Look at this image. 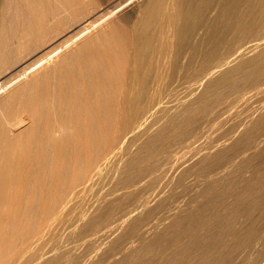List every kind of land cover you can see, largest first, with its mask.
Instances as JSON below:
<instances>
[{"label": "bare ground", "instance_id": "bare-ground-1", "mask_svg": "<svg viewBox=\"0 0 264 264\" xmlns=\"http://www.w3.org/2000/svg\"><path fill=\"white\" fill-rule=\"evenodd\" d=\"M263 235L264 0H0V264H234Z\"/></svg>", "mask_w": 264, "mask_h": 264}, {"label": "rangeland", "instance_id": "rangeland-1", "mask_svg": "<svg viewBox=\"0 0 264 264\" xmlns=\"http://www.w3.org/2000/svg\"><path fill=\"white\" fill-rule=\"evenodd\" d=\"M89 1V0H88ZM91 1V0H90ZM96 1V0H95ZM262 96L263 95H259V94H255V95H253L252 96V98H251V102H253V103H250V106H251V104L254 106V104H257L258 103V101L260 102L261 101V99H262ZM255 99L257 100V102L255 101ZM252 100H254V101H252ZM244 108V107H243ZM245 109V108H244ZM242 110V108L240 109V111ZM239 111V112H240ZM244 112H245V110H243ZM240 114H242V112L240 113ZM262 236V235H261ZM264 236V235H263ZM261 238V237H260ZM48 241V240H47ZM52 239H51V241L49 240V242H51L52 243ZM49 242L47 243V244H49ZM45 243H46V241H45ZM50 243V244H51ZM46 244V246H49V245H47ZM247 246H249V245H243V246H241L239 249L241 250V252H242V254H241V252H240V250L238 249L237 251H236V253H234L235 255H233L234 256V261H233V263L234 264H264V249H263V247H264V237H262L261 239H259V242H257V244L256 245H254L253 247L252 246H249L250 248H247ZM259 247V248H258ZM244 249V250H243ZM243 250V251H242ZM247 251V252H246ZM255 251V252H254ZM253 252V253H252ZM238 253H240V257L239 256H236V255H238ZM120 254V253H119ZM118 254V255H119ZM253 254V255H252ZM118 255H116V257L118 256ZM119 256H121V254L119 255ZM118 256V257H119ZM133 254L131 255L130 254V257L128 256L127 257V259L129 258V260H131V259H133ZM242 256V257H241ZM244 256V257H243ZM251 256H253V257H251ZM132 257V258H131ZM238 259H237V258ZM246 257V258H245ZM250 257V258H249ZM120 258V257H119ZM125 258V260H126V257H124ZM244 258V259H243ZM260 259V260H259ZM262 259H263V261H262ZM255 260V261H254ZM237 261V262H236ZM259 261V262H258ZM242 262V263H241Z\"/></svg>", "mask_w": 264, "mask_h": 264}]
</instances>
